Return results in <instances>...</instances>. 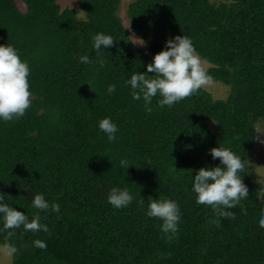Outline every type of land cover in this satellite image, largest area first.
<instances>
[{
	"label": "trees",
	"instance_id": "1",
	"mask_svg": "<svg viewBox=\"0 0 264 264\" xmlns=\"http://www.w3.org/2000/svg\"><path fill=\"white\" fill-rule=\"evenodd\" d=\"M22 2L25 10L0 0V43L29 63L32 93L23 116L0 121V193L29 220L39 212L49 232L0 228V244L16 248L11 264H264V182L253 170L255 124L264 123V0H131L126 26L121 0ZM96 32L112 35L113 44L91 49ZM176 34L192 39L211 81L228 93L215 98L202 87L171 107L156 96L148 110L124 81ZM87 53L91 62H79ZM104 117L118 126L115 141L98 127ZM214 146L250 161L241 176L250 197L229 210L236 220L197 204L191 190L197 169L219 163L207 151ZM121 158L131 163L124 170ZM113 185L141 197L116 209L107 201ZM37 192L58 202L59 214L33 208ZM149 196L179 204L171 239L160 219L145 215ZM36 239L47 246L34 247Z\"/></svg>",
	"mask_w": 264,
	"mask_h": 264
},
{
	"label": "clouds",
	"instance_id": "2",
	"mask_svg": "<svg viewBox=\"0 0 264 264\" xmlns=\"http://www.w3.org/2000/svg\"><path fill=\"white\" fill-rule=\"evenodd\" d=\"M138 38L135 43L141 45L145 43L142 38ZM91 39V49L96 52L111 46L115 40L112 35L104 32H96ZM165 45L152 56L145 71L133 72L124 81L129 86L132 99L135 101L142 99L148 110H151L149 106L153 97L158 96L157 104L160 107H171L211 82L205 63L189 36L176 34L166 37ZM78 59L85 64L91 62L88 53L79 55ZM100 64L103 66V60ZM29 75V63L21 58L19 50L10 43H0V121L18 119L31 106ZM115 89V83H109L106 87L109 94ZM98 127L108 141L117 139L118 126L110 117L100 119ZM255 131V139H258L259 134L264 132V123H256ZM207 151L214 160L218 158L219 163L200 167L192 175L191 190L196 194V203L211 206L215 215L221 219L236 220L235 214L229 210L237 208L250 197V190L245 186L244 179H241L242 175L246 176L249 173L250 161L236 156L231 149L224 146H214ZM130 164L125 158L119 160L120 168L123 170ZM137 196L140 194L133 193L127 187L113 185L108 190L107 201L114 208L120 209L131 204ZM30 203L38 210L51 208V211L57 214L60 212V204L53 202L50 205L43 193H34ZM137 203L143 207L145 202L139 199ZM144 211L146 216L156 217L162 221L160 229L166 238L171 239L177 233L181 210L176 200L149 196ZM0 221H2L0 228L6 230L22 226L25 231L49 232L48 225L41 223L39 212L29 220L23 211L4 202L3 193H0ZM217 223L219 227H223L218 221ZM258 224L264 228V211L261 212ZM33 246L43 249L47 244L43 239H36ZM9 250L11 253L16 252L14 246Z\"/></svg>",
	"mask_w": 264,
	"mask_h": 264
},
{
	"label": "rangeland",
	"instance_id": "3",
	"mask_svg": "<svg viewBox=\"0 0 264 264\" xmlns=\"http://www.w3.org/2000/svg\"><path fill=\"white\" fill-rule=\"evenodd\" d=\"M58 4L61 6H70L76 7L78 0H56ZM131 0H121L120 7L118 10V14L120 15L124 25H127V17H126V8L128 3ZM17 5L21 10H25V5L23 4L22 0H16ZM133 39L135 42L139 39L137 36L133 35ZM146 52H149L148 43L145 41L144 44H139ZM203 60V59H202ZM204 61V60H203ZM205 67L207 68L209 64L205 62ZM203 88L209 90L215 98H224L228 93L229 87L220 82V81H211L208 85L203 86ZM259 141L255 145V160L253 165V170L262 175V180L264 182V132L259 134ZM10 247L7 245L0 244V264H11L13 261L14 253L10 252Z\"/></svg>",
	"mask_w": 264,
	"mask_h": 264
}]
</instances>
